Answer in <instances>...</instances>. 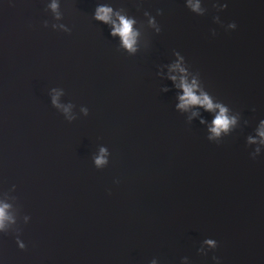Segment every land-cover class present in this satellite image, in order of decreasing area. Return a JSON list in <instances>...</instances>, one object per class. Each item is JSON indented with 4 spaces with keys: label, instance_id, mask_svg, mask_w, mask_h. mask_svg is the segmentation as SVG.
I'll use <instances>...</instances> for the list:
<instances>
[{
    "label": "water",
    "instance_id": "95a60500",
    "mask_svg": "<svg viewBox=\"0 0 264 264\" xmlns=\"http://www.w3.org/2000/svg\"><path fill=\"white\" fill-rule=\"evenodd\" d=\"M201 2L204 15L185 0H0V264H264V0ZM98 4L136 18L135 55ZM174 51L240 113L219 143L212 114L176 110L157 75Z\"/></svg>",
    "mask_w": 264,
    "mask_h": 264
},
{
    "label": "clouds",
    "instance_id": "9594fccd",
    "mask_svg": "<svg viewBox=\"0 0 264 264\" xmlns=\"http://www.w3.org/2000/svg\"><path fill=\"white\" fill-rule=\"evenodd\" d=\"M185 2L186 7L198 15H204L207 11V9L202 6L201 0H195V3H193V0H185ZM51 7L55 10L57 4L53 3ZM213 7L222 10L227 7V4L214 3ZM113 13L114 8L109 4H98L94 10L93 18L105 25H109L110 35L113 37H119V46L126 50L129 55H135L139 51L138 38L140 36V29L139 27L134 28V25H137L138 21L135 17L122 15L120 11L115 12L116 18L114 19ZM157 15H162L161 9H157ZM144 16L148 18V25L154 28L156 33H160L161 27L156 21V18L148 11L144 12ZM213 19L215 22L220 23L219 16H215ZM227 27L228 29H235L236 24L235 22H232L229 23ZM66 31L70 32L71 29H66ZM212 33L215 35V29H212ZM173 54L175 59L167 65H161L157 75L171 81V86L176 89V97L178 99V103L175 104L176 110H181L183 112L192 108L194 109L192 111L193 117L199 115V109H203L212 114L211 122L207 125V131L209 132L207 138L209 141L219 143L223 136L230 134L236 128L240 113L236 112L235 114L230 115L229 106L218 100L214 102L213 96L205 89L199 73L190 71L189 66L185 61V57L181 55L179 51H174ZM164 67L169 68L168 73H164ZM177 70L178 75L172 74ZM161 90L163 92H168L169 87L164 86ZM58 95L59 94L53 96L52 103L57 107H61L58 103ZM64 111L67 112L68 108L65 107ZM82 111L86 116L88 115L89 110L87 108L82 109ZM188 120L190 121L191 117H188ZM200 123L205 124V119L201 118ZM244 123L247 124L248 121L245 120ZM259 125L261 128L257 131L258 135L262 138L260 144H264V119L259 121ZM246 143L252 145L256 143V138L252 135H248ZM108 151L109 149L106 146L100 149L101 154L96 156L94 161L97 168H101L108 163L104 155ZM260 152L261 148L257 146L251 155L255 158ZM7 207H9L7 204L0 206V227H3V222L7 218L5 213ZM204 243L212 249H215L218 246L217 241L212 238L205 239ZM17 244L21 249L26 247L25 243L19 241V239H17ZM198 251L202 254H207L203 248H199ZM187 259V257L182 258V260ZM213 259L218 261V258L215 256ZM150 264H157V259L153 258L150 261Z\"/></svg>",
    "mask_w": 264,
    "mask_h": 264
}]
</instances>
